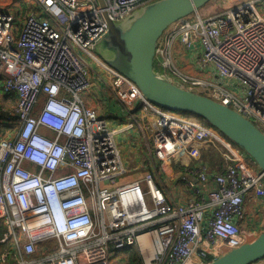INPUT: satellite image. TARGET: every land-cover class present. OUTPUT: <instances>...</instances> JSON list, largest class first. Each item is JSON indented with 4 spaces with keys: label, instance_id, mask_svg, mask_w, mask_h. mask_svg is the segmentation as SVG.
Wrapping results in <instances>:
<instances>
[{
    "label": "built area",
    "instance_id": "2783aa9c",
    "mask_svg": "<svg viewBox=\"0 0 264 264\" xmlns=\"http://www.w3.org/2000/svg\"><path fill=\"white\" fill-rule=\"evenodd\" d=\"M158 1L0 8V264H130L134 250L141 264H210L264 230V172L249 155L201 118L150 102L99 53L105 13L122 24ZM176 44L206 77L179 68ZM155 62L264 133V0L175 22ZM91 89L114 111L92 107ZM136 147L144 174L120 184L123 152Z\"/></svg>",
    "mask_w": 264,
    "mask_h": 264
},
{
    "label": "water",
    "instance_id": "95a60500",
    "mask_svg": "<svg viewBox=\"0 0 264 264\" xmlns=\"http://www.w3.org/2000/svg\"><path fill=\"white\" fill-rule=\"evenodd\" d=\"M105 8L104 0H97ZM216 0H161L145 7L122 24L107 14L109 31L101 45L110 52L108 63L157 106L201 118L243 149L264 172V133L234 110L213 99L182 89L155 71L158 41L175 22L196 14ZM264 260V230L251 243L234 249L210 264H254Z\"/></svg>",
    "mask_w": 264,
    "mask_h": 264
},
{
    "label": "rangeland",
    "instance_id": "374dc122",
    "mask_svg": "<svg viewBox=\"0 0 264 264\" xmlns=\"http://www.w3.org/2000/svg\"><path fill=\"white\" fill-rule=\"evenodd\" d=\"M239 1L240 0H217L216 2L210 3V5L207 6V8H206L207 14H205V15L212 16V14L214 15V13H216V14L220 13V12L223 11V9H227L229 7H232L236 3H238ZM12 2L13 3H17V7H18L17 9H19L23 13L24 12L26 13L28 11V10H26L27 8H29V9L32 8V0H0V8L1 7L8 8L12 4ZM204 13H205V11H204ZM99 53L105 55V51H103L102 45L99 46ZM7 102H8V100L5 97L3 98L2 95H0V103L2 104V106H6ZM200 120L203 122L202 119H200ZM214 156H216V155H214ZM123 157H124V160L127 163L126 164V169L128 171V174L125 175V177H127L128 179L122 178L120 180V184H122V183H124V182H126L128 180H132L134 178L141 177L144 174V171L141 170V162H140V160L132 161V160H136L138 158V157H136V155L131 154L130 152L128 153L127 150H124ZM216 157L217 158H214V160L216 161V163H219L220 159H219L218 156H216ZM123 256L124 257H128L129 256V252L128 251H124L123 252ZM130 256H131L130 258H131V261H132L130 264H141L138 252L136 250H134L130 254Z\"/></svg>",
    "mask_w": 264,
    "mask_h": 264
},
{
    "label": "crops",
    "instance_id": "0c3cea01",
    "mask_svg": "<svg viewBox=\"0 0 264 264\" xmlns=\"http://www.w3.org/2000/svg\"><path fill=\"white\" fill-rule=\"evenodd\" d=\"M216 1H217V0H216ZM216 1H213V2H216ZM213 2H211V3H213ZM208 5H210V3H209ZM208 5L204 6L202 9H200V10L198 11V13H199L200 16H202V17H207V16H209V15H205V14H207L206 8H207ZM216 9H217V8H216ZM223 10H225V9H223ZM204 11H205V13H204ZM211 14H212V13H211ZM214 14H216V13H214ZM212 15H213V14H212ZM174 57H175V61H176L177 65L179 66V68H180L184 73H186V74H188V75H191V76H193V77H204V76H205V74H204V73H201V72H200V71L194 66V64L191 62V60H190V56L188 55V52L186 51V49H185V47H184L183 45H181V44H176V45H175V47H174ZM205 77H206V76H205ZM94 93H95V90H94V89H93V90L91 89V90H90V94L87 96L88 102H89V104H90L92 107H95L96 109H98V111H99V113H100L101 115H105V114L109 115L110 112H111V110L114 111V108L111 107V109H110L108 112H106V110L103 109V107H101V106L96 102V100L94 99V97H93V94H94ZM115 109H116V111L118 112V108L115 107ZM138 151H139V149L136 147L135 149H131L130 151H127V152H128V153L130 152L131 154H134V155L137 156ZM138 160H140L139 157H138L136 160H132V161H138ZM140 162H141V160H140ZM135 179H136V178H135ZM249 213H250V215H252V214H253V211H252V210H249ZM261 233H262V232H261ZM254 264H264V260H261V261H259V262H257V263H254Z\"/></svg>",
    "mask_w": 264,
    "mask_h": 264
},
{
    "label": "trees",
    "instance_id": "16d2710c",
    "mask_svg": "<svg viewBox=\"0 0 264 264\" xmlns=\"http://www.w3.org/2000/svg\"><path fill=\"white\" fill-rule=\"evenodd\" d=\"M155 71L157 72V73H160L161 72V68H160V66L158 65V63H156L155 62ZM0 95H1V93H0ZM3 96V95H2ZM4 98V97H3ZM6 98V97H5ZM1 106H2V104L0 103V113H1ZM206 122V121H205ZM206 124H209L208 122H206ZM210 125V124H209ZM203 157L205 158V159H210L211 160V162H212V164H214V165H217L218 163H216V161L214 160V158H217L216 156H214L213 155V157H212V155L211 154H209V153H204V155H203ZM4 234V227L0 224V237L2 236Z\"/></svg>",
    "mask_w": 264,
    "mask_h": 264
},
{
    "label": "flooded vegetation",
    "instance_id": "af4514ba",
    "mask_svg": "<svg viewBox=\"0 0 264 264\" xmlns=\"http://www.w3.org/2000/svg\"><path fill=\"white\" fill-rule=\"evenodd\" d=\"M105 56H106L107 58H109V57L111 56V53H110V52H106V53H105Z\"/></svg>",
    "mask_w": 264,
    "mask_h": 264
},
{
    "label": "bare ground",
    "instance_id": "6f19581e",
    "mask_svg": "<svg viewBox=\"0 0 264 264\" xmlns=\"http://www.w3.org/2000/svg\"><path fill=\"white\" fill-rule=\"evenodd\" d=\"M149 256H150V257H152V256H153V254H150Z\"/></svg>",
    "mask_w": 264,
    "mask_h": 264
}]
</instances>
